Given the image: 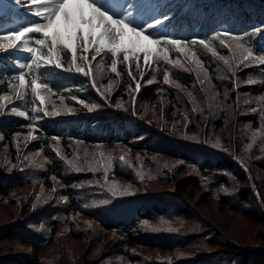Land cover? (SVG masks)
Masks as SVG:
<instances>
[{"label": "trees", "instance_id": "1", "mask_svg": "<svg viewBox=\"0 0 264 264\" xmlns=\"http://www.w3.org/2000/svg\"><path fill=\"white\" fill-rule=\"evenodd\" d=\"M233 5H245L244 12H251L255 17L264 19V0H166L162 9L170 19L172 32L179 36L194 34L188 40L191 41L196 37L208 36L219 12ZM4 16L0 19V25L6 19ZM211 43L220 55H231L228 49L215 40ZM193 50L202 61L204 69L207 62L209 67L215 65L211 60L217 58L201 45H195ZM258 55H261L260 51ZM61 56L62 68L51 65L41 68V71L46 70L43 81L55 91H59V87H55L56 83L63 79L81 84L77 75L82 73L67 71L70 67V53L64 52ZM181 57L185 67L193 70L185 71L164 61H156L148 66L141 59L139 68L135 61L132 62V76H129V67L125 63L117 65L120 75L111 71L110 53L97 57L92 65L96 86L109 83L114 84V88L107 98H103L92 87V80L86 82L81 92L62 89L59 101L54 99L58 95L56 93L47 96L44 105L46 110L50 112L54 103H57V111L61 114H54L63 116L64 120L59 122L58 127H46L40 123L38 146L28 136L31 132L29 125L33 121L31 118L27 120L10 111L0 115V157L17 151L14 145H25L31 156V162L24 160L10 166L8 170L0 162V216L15 219L7 226H4L6 222H0L1 230H5L4 238H8L7 242H15L18 249L36 254L51 241H55L57 247L51 255L54 264H264V190L258 186L255 192L248 194L239 160L227 150V143L233 145L238 141L237 136H231L227 129L224 133L225 143L223 137L221 141L217 136L222 130L216 131L235 120L245 129L246 138L252 139L249 135L257 133L260 150L255 151L258 156L253 158L252 169L255 176L264 175V80L254 84L244 82L235 86H222L216 72L207 71L208 79L205 80L203 72L196 69L194 63ZM119 60H123L122 55ZM4 63L5 59L0 58V95H11L16 100L15 95H12L13 90L5 86ZM96 63L102 64L103 71L100 74H97ZM222 64V61L218 62V65ZM166 71L169 83L164 82ZM12 73L5 75L6 83H9ZM149 80L152 83H148ZM126 84L134 87L132 95L131 92L126 93ZM177 84L180 86H174ZM92 95L103 105L90 111L84 104ZM79 100L85 103H78ZM34 106L40 107V102L27 103L25 100V104L19 108L24 111L26 107L30 109ZM253 109L256 111L253 112ZM35 115L37 118L45 116L43 112H36ZM170 124L185 132H190V129L193 136L206 140L183 144L181 139H175L181 132L173 130L170 141L175 146L167 149L155 144L157 137L167 136L161 130H166ZM181 143L183 146L190 145L196 157L188 154L172 156V151L180 148ZM75 144L122 145L138 153L146 152L153 166H156L155 160H158L154 155L157 150L162 156L157 171L163 174L164 179L152 185L148 180L129 199L124 200L122 205L128 204L125 213L107 215L103 219L93 211L79 206L82 201L76 194L77 186L84 183L91 174L67 171V160L74 159L71 148ZM65 149L66 155L63 154ZM35 153L37 155L33 158ZM229 177L241 184L234 196L236 200L230 203L229 198H220L218 186ZM216 178L218 185L213 186ZM14 181L19 185L16 186ZM19 186L28 189L21 190ZM55 187L58 188L59 197L66 199L65 208L58 209V205L48 200V189ZM186 192H189L190 197L195 192L199 194L192 205L183 201ZM215 199L216 203H220L218 207L227 212L221 221L228 223L224 224L223 231L207 224L202 216L199 226L192 227L191 221H198L196 206L204 205L207 200L215 202ZM121 210L119 206L116 212L120 213ZM56 211L58 216H55ZM192 211L190 220L187 213ZM175 216L187 219L188 222H182L191 227L193 233L184 234L181 224L175 222ZM24 219L28 223V234L15 235L13 231L16 228L24 229ZM80 219L88 221L89 227L83 226ZM91 219L103 227V233L111 231L109 235L101 236L99 232L94 234L98 230ZM100 219L107 224L99 223ZM242 222L256 225L260 230L256 234L259 239L254 246H244L234 239L233 229ZM62 232L66 235L59 238ZM43 234L52 238L46 239ZM85 237L88 239L83 240ZM121 250L123 253H120ZM75 253H78V259ZM73 254L75 256L72 258ZM23 255H2L0 264H9L16 259L19 261Z\"/></svg>", "mask_w": 264, "mask_h": 264}, {"label": "snow or ice", "instance_id": "2", "mask_svg": "<svg viewBox=\"0 0 264 264\" xmlns=\"http://www.w3.org/2000/svg\"><path fill=\"white\" fill-rule=\"evenodd\" d=\"M10 3L24 6L26 11L30 12L33 17L39 18V20L33 21L30 26L17 29L0 27V53L9 54L10 50L19 49L30 54V62L16 63V68L21 71L19 75L10 77L9 88L15 93L16 100H24L25 90L30 87L34 100H38L41 105L33 108L32 112H43L45 116L52 114L44 107L47 94L51 93L52 89L47 82L43 81L38 70L53 64L56 68H62L61 53L64 52L70 53V67L67 70H74L89 77L93 75V62L102 54L108 53L112 57L111 71L117 75H120L117 72L118 63H127L129 67L128 74L132 76L131 64L135 61L136 67L139 68L141 58L144 64L148 66L156 61H164L166 64L183 68L185 71L193 70L185 67L179 58L171 59L170 53L174 51L194 63L196 69L203 72L204 79L207 80L208 73L204 69L202 61L197 57L196 51L193 50L197 44L201 45L212 56L223 61L228 71L233 72V74L237 67L241 65L247 67L253 61L264 65V54L259 57L254 56L253 48L246 47L244 36H234L229 32H222L212 37L213 40L219 39L220 45L231 53L230 56L220 55L212 43L206 39L187 41L163 37L154 38L148 30L155 28L157 25L162 24L163 20L168 19L166 14H163V19L153 17V22L147 23L146 27L134 25L132 23V12L129 11L121 16L115 10L111 0H10ZM128 7L132 8L133 5L129 4ZM0 19H3V9H0ZM261 32H264V28L257 27L251 35ZM31 33H38L43 37L34 40L35 46H32V40L29 36ZM245 35L249 34L245 33ZM222 37H228L229 39L226 40ZM43 49H47V52L45 53ZM259 51L264 53V48L259 49ZM121 55L123 56L122 61L119 60ZM95 68L97 74L103 71L101 63H96ZM24 69H27V72ZM28 75L32 76L30 84L26 81ZM13 80H18L19 83L12 84L11 81ZM164 82L169 83L167 71L164 75ZM200 82L203 83V81ZM255 82L253 79L247 81L248 84H254ZM148 83H152V81L149 80ZM174 86L179 87L180 85ZM92 87L97 88L95 80H93ZM138 89L139 84H137ZM97 91L100 92V88H97ZM189 96L191 97V93H189ZM248 102L245 101V103ZM78 103L84 104L85 102L79 100ZM92 107H96V105L89 107L90 111ZM68 110L72 111V109ZM9 111L18 117L29 118L25 111L20 110L14 104L11 95H0V115H4ZM252 111L255 112L256 109ZM56 114H59V112ZM32 119H37V117L33 116ZM28 136L32 140L36 139L31 132L28 133ZM61 158L63 159V157ZM25 159H28V157H25ZM104 160L106 162L105 167L111 165L112 158L110 156L105 157ZM120 160L124 161V156H121ZM68 163L76 167L72 161H68ZM77 170L79 169L77 168ZM39 199L37 197L38 201Z\"/></svg>", "mask_w": 264, "mask_h": 264}, {"label": "rangeland", "instance_id": "3", "mask_svg": "<svg viewBox=\"0 0 264 264\" xmlns=\"http://www.w3.org/2000/svg\"><path fill=\"white\" fill-rule=\"evenodd\" d=\"M113 3L115 10L122 16L127 14V12H132V23L134 25H143L146 27L147 23H151L152 18L154 17V10H156V5L152 0H111ZM133 5L132 8H129L128 5ZM18 10H21L20 7H14ZM151 35L156 38L160 36V26L157 25L153 29L148 30ZM38 33H34L33 35L36 36ZM32 40V39H31ZM44 52H47L46 50H43ZM50 66V65H48ZM41 68L38 70V73H40ZM42 71L45 72V69ZM53 71V70H51ZM46 73V72H45ZM81 78V77H80ZM32 79L31 77H28L26 81L29 82ZM93 78L90 80L88 77L87 79L82 78L81 84H79L78 88L76 90H79V92L82 91L83 86L86 85V82H91ZM19 81L13 82V84H18ZM63 89H66L70 87L71 85L68 83H62L61 84ZM73 88H75L73 86ZM97 88H100V94L103 93L102 97L107 98L108 94L112 91L114 88V84H106L102 83V85L97 86ZM107 89V90H106ZM125 89L127 90L126 93H130L132 95V90L134 87L130 84L125 85ZM26 92L28 94V101L30 103L34 102V97L31 93L30 87L26 89ZM53 95V94H51ZM130 95V97H131ZM47 96H50V94H47ZM62 97V96H61ZM60 95H57L54 99L55 100H61ZM75 99H78L75 97ZM96 105V107H92L91 110L102 106L103 103H101L94 95L87 98L86 104L87 108L89 110V107L92 105ZM57 104V103H56ZM53 107V110L57 113L56 108ZM120 105H122V102H120ZM59 114H61L59 112ZM205 122V121H204ZM177 123H175L176 125ZM164 126H167V124H164ZM163 128V127H162ZM229 129L231 136H237L238 141L235 142L233 145H229L226 141V137L224 135L225 131ZM173 130H179L181 133L180 135H177L175 137L178 139H181L183 144L184 142H194L196 140L200 139V142H203L204 138L199 136H193L190 132L191 130L188 129V131H183L182 129H179L175 127L173 124H170L166 130H161V132H164V134H167L166 137H157L155 139V144L167 147L169 149L172 146H175L176 144L174 142H171L170 139L172 138ZM222 130V131H220ZM216 131H220L218 133L219 140L223 141L221 137L224 138L225 143H227V150L228 152L236 159L239 160L240 166L242 168V172L244 175V182L245 185L248 188V194H251L256 191V188L259 186L261 190H264V175L255 176L252 169V161L253 158L257 157L255 151L260 150V147H258V134L254 133L249 136H252V139L250 137L246 138L244 136V133L246 132L243 126H239L238 122L234 120L230 121L225 124V127H221L217 129ZM163 135V134H162ZM178 144V143H177ZM181 143L179 145L180 148L172 151V156H178L181 154H188L191 157H196V155L190 150V145H184ZM25 146V145H24ZM23 146V147H24ZM15 150L20 151L23 149L22 146H15ZM157 151V150H156ZM154 151V155L158 157V160L156 159V166L152 165V162L150 161L149 157L146 156V152H135L131 148L122 146V145H113V146H98V145H86V144H75L71 148V153L73 155L72 161L76 167H73L68 163L69 160H67V171H76V172H89L91 175H89V178L82 183L81 185L77 186L76 194L78 196V199L82 201L79 206L81 209L93 211L95 214H98L103 219L107 215H121V213L126 212L127 203L122 205L125 199H129L131 194H135L140 186H144L145 183L150 180L151 185L154 183H158V181L163 180L164 176L160 171H157L158 166L161 165L162 156ZM64 155L67 154V150L65 149L63 152ZM36 153L33 155V158L36 157ZM111 157L112 163L110 166L105 167V157ZM124 156V161L120 160V157ZM8 156H1L0 162L5 163ZM127 161V163H125ZM77 168L79 170H77ZM157 175V176H154ZM217 178L215 179L213 186L218 185ZM219 190L221 192L220 198L223 200L225 198H229V203L231 201H235V195L238 191V188L241 186V184L238 182V180L234 178H227L225 182L222 185H218ZM19 188L22 189H28L25 188V186H19ZM235 190V192H234ZM59 191L58 188L50 189L48 194V200L53 205H58V209L60 207L65 208L66 207V199L59 197ZM198 193H194L193 197H190L189 192H186L183 194V201L192 205L196 199L198 198ZM18 198V195L16 196ZM217 199H215V202L212 200H207V203H205L202 206H196L197 211V217L198 221L196 222L194 219L191 221L192 227L195 228V226H199V220L202 216V219L207 223L211 224L214 227L218 228L221 232L223 231L224 224H228L226 221L221 222L223 216L225 217L227 212L222 211L218 204L216 203ZM121 207L122 210L120 213H117L118 207ZM192 212L187 213V217L191 220L192 219ZM79 218L80 216L77 215ZM237 217V216H236ZM14 217H2L0 216V222H6L4 226H7L9 222H12ZM19 220V219H17ZM81 220V219H80ZM92 220V219H91ZM174 220L176 223L181 224L183 227L184 234L193 233L191 230V227H188L186 224H184L182 221L188 222L187 219H182L179 216H175ZM93 221V220H92ZM22 223L26 224L24 226V229L22 228H16L13 233L15 235H20L21 233L23 236H26L28 234L27 230V221L24 219ZM98 231H95L94 234L100 233L102 236L105 234L106 236L109 235L111 231L108 233H103L99 224L93 221ZM99 223L107 224L106 221H102L100 219ZM81 224L85 227H89L88 221H85V219L81 220ZM256 225H250L248 223L242 222L239 223L237 226L234 227V239L237 242L242 243L244 246H254L258 242L259 236L258 232L260 231ZM54 228H56L54 226ZM106 230V229H104ZM10 231V230H9ZM5 232V230H4ZM4 232L0 228V256L2 255H15V254H24L23 257H19L15 261H11L9 264H54L55 261L51 260L52 252L55 250L57 245L55 244V241H51L47 247L44 249L38 251L36 254L26 251L25 249H18V244L15 242H7V239L4 237ZM7 233V232H6ZM46 239L52 238L50 235L43 234ZM66 234L64 232L61 233V235H58L59 238L64 237ZM81 236V235H79ZM233 236V233H232ZM256 236V238H255ZM4 238V239H3ZM255 238V239H254ZM88 239L85 237L83 240ZM5 240V242L3 241ZM83 240H79L82 242ZM80 244V243H79ZM76 247H79L78 245ZM80 248V247H79ZM44 250V251H43ZM42 251V252H41ZM120 253H123V250L120 251ZM78 253H75L76 259H78ZM74 254L71 256L72 258L75 256ZM16 258V257H15ZM58 263V260H57ZM6 264V263H3Z\"/></svg>", "mask_w": 264, "mask_h": 264}, {"label": "bare ground", "instance_id": "4", "mask_svg": "<svg viewBox=\"0 0 264 264\" xmlns=\"http://www.w3.org/2000/svg\"><path fill=\"white\" fill-rule=\"evenodd\" d=\"M13 157H14V154H10V155L8 156V159H13ZM48 191H50V189H48ZM55 216H58V215H57V211H56ZM109 222L112 223V221H109Z\"/></svg>", "mask_w": 264, "mask_h": 264}]
</instances>
